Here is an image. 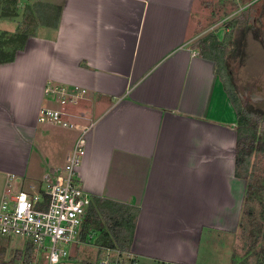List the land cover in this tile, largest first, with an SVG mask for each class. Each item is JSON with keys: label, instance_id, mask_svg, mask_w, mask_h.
Listing matches in <instances>:
<instances>
[{"label": "crops", "instance_id": "obj_1", "mask_svg": "<svg viewBox=\"0 0 264 264\" xmlns=\"http://www.w3.org/2000/svg\"><path fill=\"white\" fill-rule=\"evenodd\" d=\"M16 1L61 13L56 28L28 27L0 64V200L22 191L29 165L65 163L79 132L37 117L48 86L78 87L66 118L87 129L77 175L90 198L139 209L136 264H231L247 189L235 175L237 118L215 63L193 47L212 0Z\"/></svg>", "mask_w": 264, "mask_h": 264}, {"label": "rangeland", "instance_id": "obj_2", "mask_svg": "<svg viewBox=\"0 0 264 264\" xmlns=\"http://www.w3.org/2000/svg\"><path fill=\"white\" fill-rule=\"evenodd\" d=\"M19 1L25 2V0ZM3 2L4 0H0V9L4 7ZM33 4L31 3L29 6H33ZM261 4L262 12H259L257 22H253L250 26L241 27V30L238 29L237 21L232 22L233 25L235 24L234 28L226 25V29L235 32V34L229 40V44L232 46L225 54V59L241 104L249 106L252 110L261 112L264 115V1ZM249 5L241 6L239 0L205 2L198 10L197 15L200 16V20L197 21L193 45L199 47L203 38L215 32L221 39L223 36L222 30L225 28L224 24L236 18L240 19L252 15V12H246L243 15V10ZM25 6L17 4L18 15L16 17H0V34H4L5 38L13 35L18 36L24 31L22 20ZM254 17L256 16L254 15ZM11 49L12 46L5 47L6 51ZM52 99L45 98L44 107L55 108L52 102L54 99ZM260 126L258 123V128ZM29 169L28 176L21 183V190L24 192L30 190L29 186L32 180V184L38 181L41 182L43 174V169L40 167L31 169L29 165ZM239 171L246 177V182L253 186L254 191L252 197L243 207L242 226L233 236L231 264H261V261L264 263V155L253 154L247 172L241 169ZM248 208H251L252 211L247 214ZM25 243V241L16 237L12 239L0 238V247L5 249L4 255L0 258L1 263L10 264L8 262L14 260L12 264H25L22 260L14 259L16 252L24 250ZM95 251L92 242H85L82 246H79L77 255L72 262L69 259H62L58 264H94ZM206 263L208 262H198V264ZM37 264L45 263L40 260Z\"/></svg>", "mask_w": 264, "mask_h": 264}, {"label": "built area", "instance_id": "obj_3", "mask_svg": "<svg viewBox=\"0 0 264 264\" xmlns=\"http://www.w3.org/2000/svg\"><path fill=\"white\" fill-rule=\"evenodd\" d=\"M83 89L48 86L45 94L58 103V108L43 107L37 121L64 128H75L79 135L65 164L42 175L40 185L28 192L18 191L0 200V238H20L33 247L27 264H58L67 259L73 247L84 244L80 239L82 225L90 203L77 175L85 155L86 128L66 120L69 107L79 104ZM94 264H136L131 251L116 247L96 246Z\"/></svg>", "mask_w": 264, "mask_h": 264}, {"label": "trees", "instance_id": "obj_4", "mask_svg": "<svg viewBox=\"0 0 264 264\" xmlns=\"http://www.w3.org/2000/svg\"><path fill=\"white\" fill-rule=\"evenodd\" d=\"M264 0H239L241 6H247L243 10L252 12L250 17L236 18L225 24L232 26L233 21H237L238 29L250 26L253 22L258 21L259 12H262V4ZM4 7L0 9V17L9 18L16 17L17 1L4 0ZM239 7V5H238ZM61 8L43 3H34L33 6H25L22 24L24 31L18 36L13 35L5 38L4 34H0V64L13 61L15 53L23 50L28 35L25 33L31 26H46L56 28ZM254 15L256 17H254ZM264 15V14H263ZM261 15V16H263ZM263 18V17H262ZM241 23V24H240ZM241 25V26H240ZM235 32L229 30L224 33L221 39L215 34H208L200 42L199 47L194 46L199 54L215 63L216 73L223 85L224 91L231 101L236 113V148H235V175L238 178L246 180V177L239 171L240 169L247 172L250 158L253 154L264 155V115L261 112L252 110L249 106L241 104L235 86L228 72V63L225 54L232 46L229 40L234 36ZM12 46L10 51H6L5 47ZM258 123L261 125L258 128ZM252 185L247 183L245 193V203L252 197ZM251 213L252 209H247ZM244 212V211H243ZM139 209L135 206L123 204L103 198L92 197L85 220L82 225L80 239L84 243L92 242L99 247H116L123 251H130L135 225L137 222ZM242 226V219L239 228ZM94 238V239H93ZM93 239V240H92ZM5 249L0 247V258L4 255ZM33 256V247L29 243H25L23 251L15 253L14 259L22 260L27 264ZM14 260H11L10 264ZM0 264L1 263L0 261Z\"/></svg>", "mask_w": 264, "mask_h": 264}]
</instances>
